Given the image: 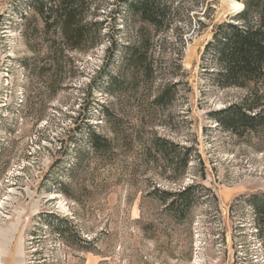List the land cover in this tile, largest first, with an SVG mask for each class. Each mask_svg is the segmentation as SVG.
Masks as SVG:
<instances>
[{
	"label": "rangeland",
	"instance_id": "374dc122",
	"mask_svg": "<svg viewBox=\"0 0 264 264\" xmlns=\"http://www.w3.org/2000/svg\"><path fill=\"white\" fill-rule=\"evenodd\" d=\"M37 1L0 0V264H264L252 206L264 127L237 136L211 116L249 92L221 87L206 52L237 13L224 0H155L156 26L129 0H87L69 26ZM189 186L180 218L162 192Z\"/></svg>",
	"mask_w": 264,
	"mask_h": 264
},
{
	"label": "trees",
	"instance_id": "16d2710c",
	"mask_svg": "<svg viewBox=\"0 0 264 264\" xmlns=\"http://www.w3.org/2000/svg\"><path fill=\"white\" fill-rule=\"evenodd\" d=\"M129 8L137 16L158 25L155 12L161 6L154 0L149 4L147 0H129ZM244 9L237 13L235 23H223L215 32L213 41L209 42L206 52L215 54L218 67L216 78L221 87L246 88L248 95L239 103L212 113V118L225 131L237 136H243L250 131H257L264 127V0H243ZM87 0H38L34 6L46 21L54 17L61 23L74 26L78 17L87 10ZM82 34L84 31L81 30ZM144 37L128 48L127 63L136 64L139 52L146 49ZM168 98V90L158 98L164 104ZM164 159L170 157L164 145L171 146L181 156V166L186 167L190 155L184 148L166 140L156 141ZM89 143L96 151L106 149L108 142L105 138L92 132ZM161 143V144H159ZM196 188L189 186L176 192H162L166 199L172 201L167 205L169 210L175 211L180 218H185L190 211L196 197ZM252 206L256 214L258 233H264V198H252ZM62 234L60 230L58 232Z\"/></svg>",
	"mask_w": 264,
	"mask_h": 264
},
{
	"label": "bare ground",
	"instance_id": "6f19581e",
	"mask_svg": "<svg viewBox=\"0 0 264 264\" xmlns=\"http://www.w3.org/2000/svg\"><path fill=\"white\" fill-rule=\"evenodd\" d=\"M224 2L227 3L229 12L231 13H239L244 9L243 2H237L233 0H224Z\"/></svg>",
	"mask_w": 264,
	"mask_h": 264
},
{
	"label": "water",
	"instance_id": "95a60500",
	"mask_svg": "<svg viewBox=\"0 0 264 264\" xmlns=\"http://www.w3.org/2000/svg\"><path fill=\"white\" fill-rule=\"evenodd\" d=\"M233 1L243 2V0H233ZM232 14H236V13H232Z\"/></svg>",
	"mask_w": 264,
	"mask_h": 264
}]
</instances>
